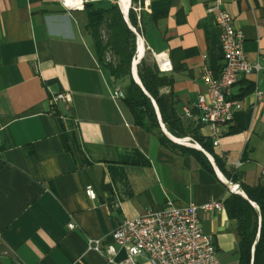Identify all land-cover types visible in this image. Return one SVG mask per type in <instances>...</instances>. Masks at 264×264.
<instances>
[{"label":"crops","instance_id":"obj_1","mask_svg":"<svg viewBox=\"0 0 264 264\" xmlns=\"http://www.w3.org/2000/svg\"><path fill=\"white\" fill-rule=\"evenodd\" d=\"M209 3L142 0L132 8L141 12L145 53L170 66L165 73L173 82L161 88L167 104L185 129L199 123L203 136L208 128L192 107L206 89L200 74L206 67L218 77L223 65ZM224 7L242 30L247 59L261 61L264 0H224ZM85 25L83 10H66L58 0H0V264H117L123 249L108 262L103 247L121 220L161 209L167 200L178 208L222 202L233 192L226 181L241 189L264 175V107L252 95L255 85L264 88L261 73L232 86V119L213 146L233 167L232 182L202 148L213 173L134 123L123 100L125 81L114 80L97 60ZM247 83L252 90L243 93ZM116 87L123 96L112 99ZM58 92H68L70 101L52 103ZM197 215L219 260L231 258L222 264H236L235 224L225 209L198 208ZM96 239L100 251L88 249Z\"/></svg>","mask_w":264,"mask_h":264},{"label":"built area","instance_id":"obj_2","mask_svg":"<svg viewBox=\"0 0 264 264\" xmlns=\"http://www.w3.org/2000/svg\"><path fill=\"white\" fill-rule=\"evenodd\" d=\"M87 0H58L66 10H83ZM206 11L213 15L219 29V44L223 53V65L218 77L213 76L209 68H203L200 74L206 89L193 102V109L200 117L199 121L208 128L207 137L212 146L219 143L227 130L236 104L232 86L243 76L261 73L264 81V56L261 61H250L243 50L242 30L233 24L231 14L224 7V0H210ZM158 70L165 72L170 66L163 62L157 64ZM254 101L264 107V88L257 85L252 90ZM123 96L119 88H113L112 99ZM52 103L69 102L68 92L54 93ZM191 109L184 108L189 116ZM238 188V184H235ZM234 192V191H233ZM85 195L93 199L95 192L91 185L84 187ZM212 212L222 210L221 201H208L196 206L189 203L178 208L167 200L164 207L144 212L121 220L108 235L103 254L108 262H114L118 248L123 249V257L117 264H221L212 238L202 231L197 210ZM68 228H73L68 223ZM88 249L100 251V240H88Z\"/></svg>","mask_w":264,"mask_h":264},{"label":"trees","instance_id":"obj_3","mask_svg":"<svg viewBox=\"0 0 264 264\" xmlns=\"http://www.w3.org/2000/svg\"><path fill=\"white\" fill-rule=\"evenodd\" d=\"M141 2L142 0H131V5L138 7ZM83 11L86 16L85 28L92 37L97 60L103 64L114 80L125 81L123 100L131 112L134 123L155 135L159 143L168 148H175L181 154L192 156L201 169L213 173L210 161L201 150L174 143L163 134L152 104L153 100L162 123L169 133L179 138L189 136L213 157L217 168L229 181L236 182L233 167L226 164L225 160L213 151L210 139L199 131L200 124L185 129L171 104H167V95L161 92V88L171 86L173 82L171 75L159 71L156 62L145 53L137 66L136 73L146 93L132 79L122 17L116 0H110L106 6L86 2ZM132 17L137 32L142 36L141 12L138 16L133 11ZM107 53L109 59L105 60ZM251 90L252 84L247 83L243 93ZM168 95L171 96V93L169 92ZM240 187L246 198L230 192L222 201L227 218L233 220L235 224L236 264H264V175L256 184L240 183Z\"/></svg>","mask_w":264,"mask_h":264},{"label":"bare ground","instance_id":"obj_4","mask_svg":"<svg viewBox=\"0 0 264 264\" xmlns=\"http://www.w3.org/2000/svg\"><path fill=\"white\" fill-rule=\"evenodd\" d=\"M120 4H121V7H122V10L124 13V20H125L124 26H125L126 35L128 38V42L130 44V48H131L133 58H134V63H135V61H137L138 55L141 54V52L144 51L143 55L145 54V46L143 45L144 43H143L142 37L137 32V29H136L134 22H133L131 0H120ZM135 79L138 80V77L135 76ZM160 123H161V126L163 128L165 135H167V137L171 141H174L176 143H182L186 146L193 147L195 149H201V147L198 143L193 142L186 137L179 138V137H176V136L172 135L171 133H169L166 130V128L164 127V124L162 123L161 119H160ZM207 155H208L209 159L212 160L211 156L209 154H207ZM218 174L222 179H224L219 172H218ZM226 183L229 185V187L231 189H233V191L235 193H237V194L241 193L242 195H244L243 194L244 192L239 187L236 188L235 184L227 182V181H226Z\"/></svg>","mask_w":264,"mask_h":264},{"label":"water","instance_id":"obj_5","mask_svg":"<svg viewBox=\"0 0 264 264\" xmlns=\"http://www.w3.org/2000/svg\"><path fill=\"white\" fill-rule=\"evenodd\" d=\"M116 3H117V6H118V9H119V11H120V14H121V17H122V29H123V33H124V37H125V40H126V46H127V49H128V53H129V57H130V66H129V70H130V75H131V77H132V79L134 80V82L144 91V93H146V91L144 90V88L142 87V85H141V83H140V81H139V79L138 80H136L135 79V76H137V73H136V69H137V66L140 64V62H141V59H142V57H143V52H141V54H139L138 55V58H137V61H135V63H134V58H133V54H132V51H131V48H130V44H129V42H128V38H127V35H126V31H125V26H124V22H125V20H124V13H123V10H122V7H121V4H120V0H116ZM144 45V44H143ZM152 104H153V106H154V109H155V111H156V114H158V122H159V125H160V128H161V130H162V132H163V134L165 135V133H164V131H163V128H162V126H161V123H160V114H159V112H158V108H157V106H156V104H155V102L152 100ZM166 137H167V135H165ZM168 138V137H167ZM169 139V138H168ZM170 140V139H169ZM171 141V140H170ZM172 142H174V141H172ZM174 143H176V142H174ZM177 144H180V145H184V144H182V143H177ZM184 146H186V145H184ZM187 147H189V146H187ZM191 148H193V147H191ZM195 149V148H194ZM198 150H201V149H198ZM205 154V153H204ZM206 155V154H205ZM207 156V155H206ZM207 158L209 159V157L207 156ZM209 161H210V159H209ZM238 194H240L242 197H244V198H246V195L244 194V195H242L241 193H238ZM253 204V203H252ZM254 205V204H253Z\"/></svg>","mask_w":264,"mask_h":264},{"label":"rangeland","instance_id":"obj_6","mask_svg":"<svg viewBox=\"0 0 264 264\" xmlns=\"http://www.w3.org/2000/svg\"><path fill=\"white\" fill-rule=\"evenodd\" d=\"M132 8H133V6H132ZM134 11V10H133ZM147 54H149L150 55V58L151 59H153V57H152V55L149 53V52H146ZM109 59V53H107L106 55H105V60H108ZM156 112V111H155ZM180 114H182V112L180 113ZM156 117H157V120H158V114H156ZM159 119H161V118H159ZM188 120V119H187ZM186 119H184V123H186V124H188ZM190 140V139H189ZM230 260H231V258H228V259H225V261H223V260H220V262H221V264L222 263H224V262H227V263H229L230 262Z\"/></svg>","mask_w":264,"mask_h":264}]
</instances>
